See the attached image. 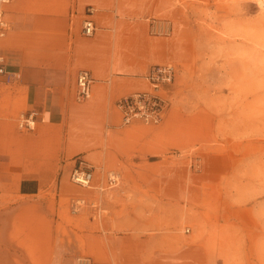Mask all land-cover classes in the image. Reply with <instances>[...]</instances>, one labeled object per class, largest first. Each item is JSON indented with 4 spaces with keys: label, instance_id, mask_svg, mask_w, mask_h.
<instances>
[{
    "label": "rangeland",
    "instance_id": "rangeland-1",
    "mask_svg": "<svg viewBox=\"0 0 264 264\" xmlns=\"http://www.w3.org/2000/svg\"><path fill=\"white\" fill-rule=\"evenodd\" d=\"M153 20L169 23L170 33H152ZM81 24L82 20L72 24L77 36H84ZM72 25L65 19L57 31L62 36L37 38V58L48 60L51 46L65 56ZM143 25L153 53L147 71L155 64L175 67L173 82L158 92L166 103L162 120L121 125L115 102L129 92L114 100L108 123L136 130L140 138L149 130L155 147L173 137L170 149L164 150L168 161L157 164L170 178L149 185L134 182L144 206L149 199L152 225L116 231L149 235V264H264V6L259 0H161ZM50 27L46 21L36 24L45 33ZM6 35L0 38V47L8 42ZM138 88L135 91L151 90L147 81ZM23 113L29 112L15 113V126L30 131L18 126ZM160 126L167 132H157ZM37 127L34 118L31 130ZM76 158L93 169V187L85 192L86 187L69 178ZM97 164L82 150L69 156L67 171L53 185L62 194L53 213L57 220L28 213L27 222L11 234L12 243L0 244V253L26 254L30 259L25 264H73L82 256L98 264H120L113 238L106 236L109 229L101 222L108 214L92 195L120 188L124 182L111 171L102 175ZM108 176L115 181L109 183ZM147 249L125 244L122 251L139 250L146 257Z\"/></svg>",
    "mask_w": 264,
    "mask_h": 264
},
{
    "label": "crops",
    "instance_id": "crops-1",
    "mask_svg": "<svg viewBox=\"0 0 264 264\" xmlns=\"http://www.w3.org/2000/svg\"><path fill=\"white\" fill-rule=\"evenodd\" d=\"M160 5L161 0H11L0 6L10 25L0 55L11 74L8 82L0 75V244L12 243L11 234L27 222L28 213L57 220L53 213L62 194L53 185L67 171L66 159L82 150L84 156L97 159L102 175L111 171L124 182L120 188L92 195L109 216H102L101 222L109 229L106 236L113 238L120 264H149V235L134 237L116 230L149 229V199L144 206L143 194L133 184L170 178L157 164L168 161L164 150L170 149L173 137L155 147L149 130L140 138L136 130L108 122L118 96L145 87L153 53L143 23ZM88 7L93 10L90 15L85 14ZM86 17L92 19L95 30L90 37L77 36L72 24ZM65 19L72 25L65 56L51 46L48 60L38 59L37 38L62 36L57 31ZM41 21L50 22V33L36 29ZM80 69H87L93 78L91 97L83 102L74 97V78ZM18 111L33 112L38 127L17 130L14 115ZM157 129L167 132L163 126ZM125 244L147 245L146 257L139 250L124 253ZM29 259L22 253H0V264H25Z\"/></svg>",
    "mask_w": 264,
    "mask_h": 264
},
{
    "label": "built area",
    "instance_id": "built-area-1",
    "mask_svg": "<svg viewBox=\"0 0 264 264\" xmlns=\"http://www.w3.org/2000/svg\"><path fill=\"white\" fill-rule=\"evenodd\" d=\"M10 0H0V6L7 5ZM92 8L88 7L86 14H92ZM169 23L153 20L150 24V31L156 34H169ZM8 29V22L0 10V38L4 37ZM95 30L94 23L90 17H86L81 24V33L84 36H91ZM0 75L5 76L8 82L11 74L7 72L4 65V58L0 56ZM150 85L151 90L134 91L128 95L118 98L115 107L120 115L121 125H129L135 121L143 124H157L162 120L166 107L165 99L158 93L160 89L173 82L175 67L170 63L152 65L144 76ZM93 78L87 69H80L75 80V100L83 102L91 97V84ZM21 121L18 126L31 130L34 124L35 114L33 112L21 114ZM72 183L89 187L93 179L92 166L86 164L82 158H76L73 169L69 174ZM114 176H108V182H114ZM73 264H98L87 256L76 259Z\"/></svg>",
    "mask_w": 264,
    "mask_h": 264
},
{
    "label": "bare ground",
    "instance_id": "bare-ground-1",
    "mask_svg": "<svg viewBox=\"0 0 264 264\" xmlns=\"http://www.w3.org/2000/svg\"><path fill=\"white\" fill-rule=\"evenodd\" d=\"M259 3L262 5V6H264V0H259ZM90 187V186H89ZM86 188H88V187H86Z\"/></svg>",
    "mask_w": 264,
    "mask_h": 264
}]
</instances>
